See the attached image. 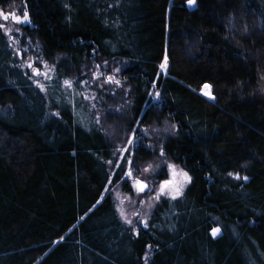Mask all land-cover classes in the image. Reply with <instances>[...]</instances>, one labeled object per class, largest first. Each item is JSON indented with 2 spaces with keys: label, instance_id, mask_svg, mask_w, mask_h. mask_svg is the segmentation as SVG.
<instances>
[{
  "label": "trees",
  "instance_id": "16d2710c",
  "mask_svg": "<svg viewBox=\"0 0 264 264\" xmlns=\"http://www.w3.org/2000/svg\"><path fill=\"white\" fill-rule=\"evenodd\" d=\"M18 7L49 76L0 28V264H264V0H0ZM97 61L122 67L118 90L91 84ZM150 126L191 182L134 231L116 148Z\"/></svg>",
  "mask_w": 264,
  "mask_h": 264
},
{
  "label": "rangeland",
  "instance_id": "374dc122",
  "mask_svg": "<svg viewBox=\"0 0 264 264\" xmlns=\"http://www.w3.org/2000/svg\"><path fill=\"white\" fill-rule=\"evenodd\" d=\"M0 12H2L1 9ZM13 13L17 16H22L24 10L22 7H18L11 12L4 13L5 15H9V19L5 21L3 19V16H0V25H3L2 30L7 36L14 53H17L18 59H26L25 62H23V65L28 71L30 79L37 86L42 88V83H44L49 76V71H47L49 68L48 66L45 67V65L35 64V59L33 58V56L27 55L26 57L28 58H25V53H27V51H23L19 48L18 38L15 35L18 33L19 25H27L30 22L16 23L12 20L10 15ZM29 64L32 65L31 68L28 66ZM116 64H118V62H114L113 66H108V64H104L100 61L93 62L89 66L87 71L91 84L110 93L118 90L121 83L116 78L117 74L119 73V69L122 67L119 64L117 67H115ZM34 68L39 69L40 75L35 74V72L33 71ZM117 81L119 83H117ZM206 92L210 93V95H205ZM201 94L210 99L211 88L209 87L206 89L203 87ZM163 130L164 129L162 126H150L147 129L138 131L136 133L134 132L127 138L126 141L124 137L123 143L122 141L119 142V145L116 148V167H118L117 165H124V175L121 183H128L131 192L129 193L124 191L122 184L120 183L112 188V193L120 218L126 225L133 228L134 231H136L139 226H145V221L148 223V219L150 218L155 205L161 199L171 198V195L169 194L161 195L159 200L152 199V197H154L158 193L160 183L164 180L172 179V173L169 169V165H174L178 172L180 170H183L172 163L169 159L165 158L164 154L161 155V152L163 151L160 145H158V140L160 138L159 135L164 133ZM111 134L114 135L113 132H111ZM136 148H144L146 151H150V159L143 162L142 164L134 165V150ZM123 149H127V151H124ZM126 161H131V165L127 164ZM149 166H151L150 170L145 171V169L149 168ZM128 171H132L133 179H139L147 183L148 188L145 189L143 193H138V191L133 187V180L129 179L126 176V173ZM177 180H182V177L178 176ZM188 184L189 182L183 183L181 185V194L176 198L182 195L184 189ZM149 189L151 191H149ZM149 205H151V207ZM121 211H123L124 216L121 215ZM125 217H127V220H131L132 223H127Z\"/></svg>",
  "mask_w": 264,
  "mask_h": 264
},
{
  "label": "snow or ice",
  "instance_id": "6c2138e0",
  "mask_svg": "<svg viewBox=\"0 0 264 264\" xmlns=\"http://www.w3.org/2000/svg\"><path fill=\"white\" fill-rule=\"evenodd\" d=\"M188 3L189 5L191 6H194L196 4V0H188ZM11 15V18L13 21H15L16 23H26V22H30L29 20V16H28V13L27 12H24L22 16H17L15 15L14 13L13 14H10ZM0 16H3V19L5 21H7L9 19V15H5L4 13L0 12ZM3 25H0V28H2ZM30 68L32 67L31 64L28 65ZM45 67H47V65H45ZM163 67V66H162ZM33 71L35 72L36 75H40V72H39V69H33ZM111 79V78H109ZM117 83H119L117 81ZM65 84L68 86V87H71L72 84L70 81H65ZM204 88H209L210 86L209 85H204L203 86ZM205 95H210V93L206 92ZM212 99H215L214 96H211ZM124 151H127V149H123ZM161 155H163V152H161ZM109 163H111V161H109ZM127 164L131 165V161H126ZM119 166V165H117ZM150 167L149 168H146L145 171H149L150 170ZM169 169L171 170V173H172V179L171 180H164L160 183L159 185V191L158 193L152 197V199L154 200H159L160 199V196L161 195H171V198L172 199H175L178 195L181 194V185L183 183H188V182H191V177L188 175L187 172H184L183 170H180L179 172L177 171L176 167L174 165H169ZM229 175H232V173H229ZM126 176L129 178V179H132L133 180V187L138 191V193H143L145 191V189L148 188V185L145 181H141L139 179H133L132 177V171H128L126 173ZM180 176L182 177V180L178 181L177 180V177ZM236 179H240V176L237 174ZM244 180H247L248 177H243ZM149 191H151L149 189ZM151 207V205H149ZM121 215L124 216V213L123 211H121ZM126 219V222L131 224V220H127V217H125ZM145 227H147V222L145 221ZM220 230L217 228V229H214L213 230V235H215L216 233H218Z\"/></svg>",
  "mask_w": 264,
  "mask_h": 264
}]
</instances>
